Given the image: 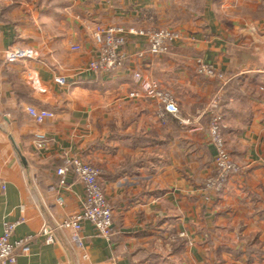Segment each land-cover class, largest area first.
<instances>
[{
    "label": "crops",
    "instance_id": "crops-1",
    "mask_svg": "<svg viewBox=\"0 0 264 264\" xmlns=\"http://www.w3.org/2000/svg\"><path fill=\"white\" fill-rule=\"evenodd\" d=\"M98 25L181 38L153 55L145 37L128 35L123 69L96 74L86 68ZM198 60L226 80L198 74ZM263 68L264 0H0V236L18 223L12 242L31 248L16 264H264ZM136 73L173 95L177 118ZM29 106L55 117L38 125ZM216 116L240 168L220 191L206 186ZM73 157L100 171L112 236L86 222L82 244L71 229L48 244L42 229L83 207L77 175L65 185L57 175Z\"/></svg>",
    "mask_w": 264,
    "mask_h": 264
},
{
    "label": "built area",
    "instance_id": "built-area-1",
    "mask_svg": "<svg viewBox=\"0 0 264 264\" xmlns=\"http://www.w3.org/2000/svg\"><path fill=\"white\" fill-rule=\"evenodd\" d=\"M128 35L145 37L149 51L153 55H162L170 50L171 45L181 38L180 34L170 29L150 28L126 30L122 26H95L91 30V38L95 47V58L88 64L87 70L96 74L118 72L123 69L128 55L125 52V44ZM73 51H80L81 46H72ZM197 72L200 75L226 80L223 73L218 72L213 65L198 60ZM264 72V68H263ZM136 81L141 82L142 90L147 96L158 102L164 114L177 118L180 114L179 106L173 95L163 89L155 81H144L142 75L134 74ZM131 98L137 97V93L130 94ZM29 117L38 125L45 124L48 120L55 117V114L48 110L37 109L34 106L27 108ZM210 142L214 146L216 155L214 164L216 167L215 176L208 180L207 188L220 191L227 184L229 179L237 175L240 171L237 164L231 158L226 141L223 135L220 118L216 116L210 125ZM49 140L42 133L35 134V144L37 149H44ZM74 172L85 187V200L80 213L68 216L55 229H42V234L47 235V243L54 242L55 230H73V239L82 244L81 232L86 222L92 224L96 229L97 235L109 240L112 236L114 211L108 203L105 194L99 184L98 178L100 171L89 163L79 158H68L66 165L57 170V175L61 178L60 183L65 185V175L67 172ZM18 223H6L3 234L0 236V264H16L19 257L18 249L21 254L28 256L31 248L28 240L12 242L13 233Z\"/></svg>",
    "mask_w": 264,
    "mask_h": 264
},
{
    "label": "rangeland",
    "instance_id": "rangeland-1",
    "mask_svg": "<svg viewBox=\"0 0 264 264\" xmlns=\"http://www.w3.org/2000/svg\"><path fill=\"white\" fill-rule=\"evenodd\" d=\"M126 29V28H125ZM131 29V28H130ZM160 29H162V28H160ZM164 29H167V28H164ZM126 30H129V29H126ZM171 30V29H170ZM169 52V51H168ZM166 54V53H165ZM238 166V165H237ZM239 167V166H238ZM240 169V168H239ZM239 174V173H238ZM232 178V177H231ZM208 182V181H207ZM226 186V185H225ZM224 186V187H225Z\"/></svg>",
    "mask_w": 264,
    "mask_h": 264
}]
</instances>
